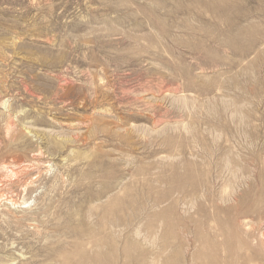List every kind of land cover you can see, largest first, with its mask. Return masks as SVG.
Masks as SVG:
<instances>
[{"label": "rangeland", "instance_id": "374dc122", "mask_svg": "<svg viewBox=\"0 0 264 264\" xmlns=\"http://www.w3.org/2000/svg\"><path fill=\"white\" fill-rule=\"evenodd\" d=\"M0 264H264V0H0Z\"/></svg>", "mask_w": 264, "mask_h": 264}]
</instances>
